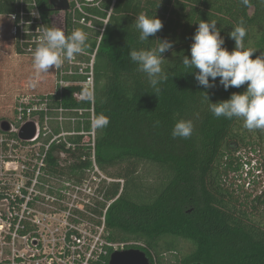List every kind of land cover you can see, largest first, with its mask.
Listing matches in <instances>:
<instances>
[{"label": "trees", "instance_id": "16d2710c", "mask_svg": "<svg viewBox=\"0 0 264 264\" xmlns=\"http://www.w3.org/2000/svg\"><path fill=\"white\" fill-rule=\"evenodd\" d=\"M167 1L173 4L174 11H169L162 0H116L98 46L94 118L103 114L110 122L105 128L95 129L94 160L101 171L123 165L125 170L115 177L117 182L103 191L104 203H97L95 209L88 208L89 214L104 217L106 240L143 243L144 247L138 249L149 257L151 264H171L159 255L177 252L176 241L191 245L180 264H264V223L255 222L237 210L219 182L223 159L238 142L244 143L239 134L243 122L238 118H216L204 94L210 103H217L228 100L233 93L242 94L247 84L226 91L217 78L216 86L206 89L191 73L195 70L185 69L181 63L183 56L191 58L190 45L200 20L216 22L225 41L223 47L229 52L235 48L229 33L242 22L247 32L245 47L256 51L251 58L264 54V3ZM38 4L43 19L48 20L52 12L48 0H38ZM104 8H110V1ZM18 9L19 0H0V17L6 18ZM141 12L156 16L163 24L145 42L139 40L134 26ZM165 39L173 43L162 54L168 80L158 85L161 91L156 93L146 74L131 61L129 51L154 48L157 41ZM95 45L93 38L87 39L89 51ZM15 51L22 54L17 46ZM45 86L50 87L39 84V88ZM82 91L83 88L73 86L60 92L45 90L41 96L50 95L49 109L61 107L66 110L65 116L77 117L73 109L90 108L89 101L73 99L75 92ZM180 119L192 121L193 131L188 138L171 135ZM63 127L68 132L72 124L65 122ZM74 128L80 130L79 123L75 122ZM84 128L89 131V123ZM255 131L264 142V130ZM65 139L77 143L80 137ZM91 154L86 147L67 149L61 140L49 146L41 170L54 178H80L93 169ZM61 155L67 158L64 164ZM255 200L261 203L263 197Z\"/></svg>", "mask_w": 264, "mask_h": 264}, {"label": "rangeland", "instance_id": "374dc122", "mask_svg": "<svg viewBox=\"0 0 264 264\" xmlns=\"http://www.w3.org/2000/svg\"><path fill=\"white\" fill-rule=\"evenodd\" d=\"M162 2L168 5L169 11L175 10L171 2ZM8 29L7 17H0V123L14 124L19 97H40L45 90L54 91L53 68L39 78L35 88L29 87L28 81L34 76L33 57L16 53ZM43 83L50 87L39 88V84L42 86ZM51 123L55 128V121ZM239 134L244 137V143L238 142L223 159L219 182L237 210L255 222L264 223V142L258 139L255 130L245 129L243 123ZM39 154L37 147L22 145L12 135L0 131V214L3 221H13L16 215L21 214L22 196L29 195L32 212L26 216H35L45 225V233L50 231V239L55 240L52 244L53 251H56L69 226L93 234L98 218L91 216L88 208L95 209L98 208L97 203H104L101 200L103 191L118 181L115 177L124 173L125 166L107 171H87L80 178H54L44 175L42 170L38 171ZM61 158L64 164L67 158L65 155ZM119 182L123 184L122 180ZM258 196L263 197L261 203L255 200ZM65 225L69 226L65 228ZM175 244L177 252H162L159 258L171 264H180L190 252L191 245L183 241H176ZM1 247L0 256L10 257L11 247ZM19 248L25 246L20 245ZM152 256L155 259L154 253Z\"/></svg>", "mask_w": 264, "mask_h": 264}, {"label": "built area", "instance_id": "2783aa9c", "mask_svg": "<svg viewBox=\"0 0 264 264\" xmlns=\"http://www.w3.org/2000/svg\"><path fill=\"white\" fill-rule=\"evenodd\" d=\"M66 1L68 6L66 10L52 9L46 20L41 15L38 0H19L18 11L7 17L8 33L14 46H17L23 55L30 57L40 42L43 28L58 27L65 32L66 36L67 33L79 28L87 34L88 38H93L96 41L93 51L85 47L84 51L77 54L73 60H65L59 69L53 68L55 91L60 92L73 86L81 87L84 91L75 92L73 99L76 102L89 101L90 108L73 109L72 112H77L78 116L67 117L66 110L61 107L55 110L48 108L50 95L21 96L16 103L14 124H10L9 132L4 134L12 135L22 145L37 147L40 150L38 171L44 167V158L49 146L61 140L67 149H75L77 146L90 148L92 170L97 171L94 160L95 129L91 127V121L94 119L95 56L116 0ZM108 1H110V8L106 10L104 4ZM51 113L56 115L52 116ZM86 114L89 116H85ZM53 120L58 127V133L55 132L56 127H52ZM27 122L35 124L36 133L29 142H22L17 135L20 128ZM65 122L72 124L68 132L63 127ZM75 122L79 123L80 130L74 128ZM85 123H89V131L85 130ZM66 136L80 137V140L77 143H70L66 141ZM22 199L24 201L20 200L21 214L16 215L13 221H3L0 214V245L11 247V256L6 258L0 256V264H108L113 252L127 249L139 250L138 248L144 247L141 242L106 240L105 220L101 217L94 225L93 234L77 231L76 228L65 225L64 227L69 226V229L63 235L59 248L53 251L52 242L55 240L50 239L48 235L50 231L45 233V225L37 217L26 216L32 212L29 209V195L22 196ZM101 200L104 201L103 193ZM20 245L25 248L20 249Z\"/></svg>", "mask_w": 264, "mask_h": 264}, {"label": "clouds", "instance_id": "9594fccd", "mask_svg": "<svg viewBox=\"0 0 264 264\" xmlns=\"http://www.w3.org/2000/svg\"><path fill=\"white\" fill-rule=\"evenodd\" d=\"M243 2L247 4L249 0ZM260 2L264 3V0ZM134 26L139 32L141 42L149 41V36L155 35L163 28L160 19L145 12L136 16ZM233 29L229 37L235 41V48L229 52L223 47L225 41L216 28V22L200 20L190 45L191 58L183 56L181 63L185 69L195 70L191 73L198 84L206 89L215 87L217 78L226 91L230 87L239 88L247 84L246 91L242 94L233 93L228 100L217 103H210L204 93L209 110L216 118L241 119L243 127L249 131L264 130V54L252 59L256 51L245 47L247 32L243 23L237 24ZM87 39V34L79 28L67 36L58 27L43 28L40 42L32 53L34 76L29 79L28 86L35 88L39 78L49 73L50 69H59L65 60L71 61L77 54L82 53ZM157 42L158 45L154 48L130 50L129 57L138 65V70L146 74L155 92L159 93L161 89L158 85L168 80V75L162 67L165 61L162 54L170 50L173 43L166 39ZM109 122L108 117L99 114L92 119L91 127L105 128ZM156 124L158 125L159 121H156ZM192 131V121L180 119L174 124L171 135L173 138H188Z\"/></svg>", "mask_w": 264, "mask_h": 264}, {"label": "water", "instance_id": "95a60500", "mask_svg": "<svg viewBox=\"0 0 264 264\" xmlns=\"http://www.w3.org/2000/svg\"><path fill=\"white\" fill-rule=\"evenodd\" d=\"M48 3L54 11L66 10L68 7L66 0H48ZM9 130L10 124L8 122L3 121L0 123V131L2 133H8ZM35 133V124L33 122H27L20 128L17 137L22 142H29L34 138ZM108 264H151V261L143 251L127 249L111 253Z\"/></svg>", "mask_w": 264, "mask_h": 264}]
</instances>
